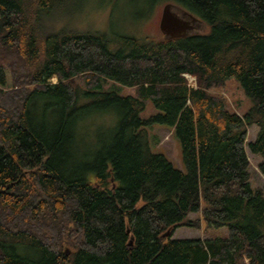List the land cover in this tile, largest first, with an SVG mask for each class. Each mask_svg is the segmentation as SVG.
<instances>
[{
  "label": "trees",
  "instance_id": "obj_1",
  "mask_svg": "<svg viewBox=\"0 0 264 264\" xmlns=\"http://www.w3.org/2000/svg\"><path fill=\"white\" fill-rule=\"evenodd\" d=\"M69 2L0 0V264H264L246 152L264 158V0H166L208 27L168 40L49 25ZM229 79L243 116L210 93ZM105 111L115 124L88 144L87 118ZM155 125L184 170L152 151ZM179 228L227 235L173 239Z\"/></svg>",
  "mask_w": 264,
  "mask_h": 264
},
{
  "label": "rangeland",
  "instance_id": "obj_2",
  "mask_svg": "<svg viewBox=\"0 0 264 264\" xmlns=\"http://www.w3.org/2000/svg\"><path fill=\"white\" fill-rule=\"evenodd\" d=\"M70 1L63 7L60 14L48 22L56 29L65 28L67 30H91L105 32L108 34H123L136 38L153 37L163 39L164 35L160 30L159 24L162 9L167 3L166 0H68ZM208 32V27L200 25L199 33ZM189 83L197 87L195 77L188 78ZM82 77L69 80L75 86L82 85ZM52 83L57 82V78L51 79ZM104 89L117 91L121 96H135V89L120 86L112 81H108ZM214 96L223 97L227 102L228 109L239 116H243L251 107L249 99L243 92L240 83L236 79H229L222 88L211 90ZM154 108L149 109L144 114L147 117L155 114ZM117 117L112 112L105 111L87 118L90 138L86 140L88 144L94 141L97 133L104 128L115 124ZM88 126V127H89ZM94 131L96 133H94ZM149 142L153 152L164 154L176 168L184 170L181 158V145L173 135V130L166 126L155 125L148 129ZM259 132L258 127L253 126L248 129L247 144L255 141ZM250 160L251 184L254 188L264 190V174L260 170L264 158L261 155H254L250 149L246 148ZM199 214H190L191 219H197ZM227 230L205 231L190 228H179L173 234V239H209L211 237L226 236Z\"/></svg>",
  "mask_w": 264,
  "mask_h": 264
},
{
  "label": "water",
  "instance_id": "obj_3",
  "mask_svg": "<svg viewBox=\"0 0 264 264\" xmlns=\"http://www.w3.org/2000/svg\"><path fill=\"white\" fill-rule=\"evenodd\" d=\"M204 24L200 18L182 7L174 3H167L162 9L159 27L164 35V39L168 40L200 34L199 27ZM130 245H132V242Z\"/></svg>",
  "mask_w": 264,
  "mask_h": 264
},
{
  "label": "built area",
  "instance_id": "obj_4",
  "mask_svg": "<svg viewBox=\"0 0 264 264\" xmlns=\"http://www.w3.org/2000/svg\"><path fill=\"white\" fill-rule=\"evenodd\" d=\"M189 76H190V75H185V77H186L187 80H189V79H188ZM190 77H192V76H190ZM188 84H189V86L194 87L192 84L189 83V81H188ZM194 88H196V87H194Z\"/></svg>",
  "mask_w": 264,
  "mask_h": 264
}]
</instances>
